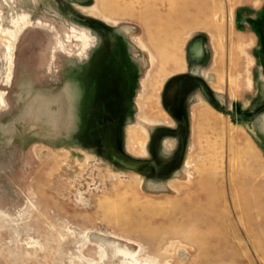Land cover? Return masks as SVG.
<instances>
[{"label": "rangeland", "instance_id": "rangeland-1", "mask_svg": "<svg viewBox=\"0 0 264 264\" xmlns=\"http://www.w3.org/2000/svg\"><path fill=\"white\" fill-rule=\"evenodd\" d=\"M188 53L246 120L197 89L166 181L88 146L115 116L146 158ZM0 264H264V0H0Z\"/></svg>", "mask_w": 264, "mask_h": 264}, {"label": "crops", "instance_id": "crops-1", "mask_svg": "<svg viewBox=\"0 0 264 264\" xmlns=\"http://www.w3.org/2000/svg\"><path fill=\"white\" fill-rule=\"evenodd\" d=\"M87 48H84L82 52L80 50L77 53L78 56H82L84 54V51ZM192 59L193 61L197 60V54L192 53ZM196 57V58H195ZM191 62H188L186 60V71L184 73H174L175 75H172L164 84L162 91H161V107L163 110L167 113L169 117L177 116L181 117L182 119V131H181V137L180 142L178 145H176V139L173 138L174 134L173 131L169 130L171 127H166L159 125L152 129L149 133V139L147 142V157L149 158L147 161L142 160L139 158L140 161L152 163L153 170L151 172V176L153 175H162L163 180L166 181V179L172 177L171 175H174L177 171V164H181L184 161V154L186 150V139L189 134V119H188V109L191 104V99L196 93V88H192L193 90H188L186 92V88L184 85H187L182 79V77L195 75L191 71ZM175 71V70H174ZM178 74V75H177ZM196 76V75H195ZM209 76V75H208ZM185 83V84H184ZM195 101V100H194ZM132 101H130L131 103ZM115 117V116H114ZM116 118V117H115ZM142 123L145 125H152V122L146 119H142ZM124 127V126H123ZM123 127H120V133H121V143L123 145ZM165 139H171L175 142L174 148L166 151L165 149L170 148V141H165ZM165 141V142H164ZM164 142V147H163ZM122 146V150H123ZM165 148V149H164ZM124 151V150H123ZM180 154V158H179ZM128 155V154H127ZM152 155V158H151ZM130 156V155H129ZM132 157V156H130ZM134 158V157H132ZM144 158V159H146ZM166 167V173L163 170V167ZM163 171V174L161 173ZM160 176H153V177H161Z\"/></svg>", "mask_w": 264, "mask_h": 264}, {"label": "water", "instance_id": "water-1", "mask_svg": "<svg viewBox=\"0 0 264 264\" xmlns=\"http://www.w3.org/2000/svg\"><path fill=\"white\" fill-rule=\"evenodd\" d=\"M79 21L87 23L88 25L97 24L89 18H78ZM192 54L188 53V62H191ZM188 87H195L198 89L208 101V103L217 111L221 112L223 115L230 117L233 121L235 119L241 121L246 120L243 115L234 114L227 109L221 110L215 104L213 99V93L208 89V86L196 77L195 75L182 77ZM101 113V112H100ZM101 115V114H100ZM103 116V114L101 115ZM97 117L93 120L92 124H88L87 131L85 132L83 138L88 143V146L94 147L99 153H103L102 156L106 158L113 165L119 168L132 171L138 175L145 177H150L153 170V164L140 161L138 159L132 158L127 155L121 146V133H120V122L119 119L114 116L107 117ZM180 158V154H179Z\"/></svg>", "mask_w": 264, "mask_h": 264}, {"label": "flooded vegetation", "instance_id": "flooded-vegetation-1", "mask_svg": "<svg viewBox=\"0 0 264 264\" xmlns=\"http://www.w3.org/2000/svg\"><path fill=\"white\" fill-rule=\"evenodd\" d=\"M169 118L173 122V126L169 130L173 131V134H174L173 138L176 139V145H178L179 142H180L181 131H182V122L183 121H182L181 117H178V115L174 116V117H169ZM151 158H152V155H151ZM148 159L149 158L142 159V160H146L147 161ZM163 170L166 173V167H163ZM161 173L163 174V171ZM160 175H153V176H160Z\"/></svg>", "mask_w": 264, "mask_h": 264}, {"label": "bare ground", "instance_id": "bare-ground-1", "mask_svg": "<svg viewBox=\"0 0 264 264\" xmlns=\"http://www.w3.org/2000/svg\"><path fill=\"white\" fill-rule=\"evenodd\" d=\"M209 79V78H208ZM210 80V79H209ZM122 254H124L123 252H122ZM125 255V254H124Z\"/></svg>", "mask_w": 264, "mask_h": 264}]
</instances>
